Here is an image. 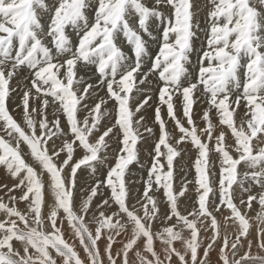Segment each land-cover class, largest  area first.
I'll use <instances>...</instances> for the list:
<instances>
[{"label": "snow or ice", "instance_id": "obj_1", "mask_svg": "<svg viewBox=\"0 0 264 264\" xmlns=\"http://www.w3.org/2000/svg\"><path fill=\"white\" fill-rule=\"evenodd\" d=\"M210 5L206 47L198 54L193 72L191 56L200 30L194 0H97L91 23L92 0H55L51 6L46 0H0V127L10 138L0 135V166L15 181L11 188L3 185L9 201L0 199V212L6 217L0 220V264H132L129 253L133 251L139 264H211L214 247L219 249V264H264V256L252 252V225L243 211L250 210L253 201L259 205L261 227L255 246L264 251V146H260L264 145V0H210ZM41 12L50 14L46 29ZM133 17L135 24L130 23ZM153 20L159 22L157 35L150 30ZM69 27L77 34L75 44L66 31ZM121 35L134 59L119 45ZM149 40L158 45L155 52L150 51ZM90 66L96 69V83L89 82L91 77L78 76ZM24 69L31 81L19 93L22 125L9 104L15 91L11 82ZM151 79L158 89L154 101L146 87H140ZM105 89L106 95L99 96L98 90ZM134 91L137 97L144 96L135 105ZM201 99L208 107L201 116L205 126L198 128L193 108ZM109 101L114 122L104 126L102 121L110 116ZM242 101L244 118L237 124L234 117ZM153 105V125L158 126L159 135L149 153L152 162L136 207L129 203L132 190L125 177L130 165L140 164L138 144L156 136V127L149 126L143 114L145 106ZM50 107L55 117L51 121ZM213 110L220 125L230 130L234 145L227 144L224 131L216 133ZM79 113L86 114L81 118ZM169 121L179 132L175 143ZM113 139L119 142L115 163L99 176L97 170L109 159ZM22 143L39 171L25 159ZM186 143L197 153L196 175L194 181L185 178L177 190L175 161L184 151L179 146ZM77 150L83 152L79 158ZM212 152L219 154L218 203ZM242 163L251 169L242 174L251 184L239 183L248 196L245 200L241 195L237 203L233 185ZM85 167L94 184L77 201L78 173ZM192 183L196 206L185 214L179 198ZM252 184L261 191L253 194ZM46 186L53 195L50 205ZM17 190L19 196L14 194ZM160 191L167 211L161 210L155 195ZM20 202L26 211L16 206ZM224 208L230 212L225 221L238 222V232L231 238L226 232L221 235L216 216ZM65 222L86 259L64 238ZM201 222L207 226L205 231L210 229L209 236L201 234ZM46 223L50 231L44 230ZM154 224L162 227L154 231ZM185 229L188 237L183 235ZM14 241L21 247H15ZM101 241L105 242L103 250ZM177 241L183 251L176 247ZM157 242L162 250H157ZM114 245H120L119 249L114 251ZM242 249L246 251L239 255Z\"/></svg>", "mask_w": 264, "mask_h": 264}, {"label": "rangeland", "instance_id": "obj_2", "mask_svg": "<svg viewBox=\"0 0 264 264\" xmlns=\"http://www.w3.org/2000/svg\"><path fill=\"white\" fill-rule=\"evenodd\" d=\"M151 0H148L149 3ZM46 2L51 6L55 3V0H46ZM92 3H97V0H92ZM196 3V4H195ZM201 3V4H200ZM194 4L196 6V20L200 23V30L199 33L196 34V38H195V41L199 44L200 42V46L194 41V52L191 56V60H192V64L190 66V71H196L197 70V60H198V54L202 52V49L204 47H206V32H205V29L208 27V24H207V12L210 10L211 8V5H210V0H194ZM210 6V8H207V6ZM200 6V7H199ZM206 6V7H205ZM198 7V9H197ZM166 14L169 13V9L167 8H164L162 9ZM90 13V12H89ZM89 15V19H90V23L94 21V13H90ZM199 16V17H198ZM40 19H41V23L45 26V29L47 28V25L50 21V14L49 13H44V12H41L40 13ZM135 17L132 18V20H130V23H133L135 24ZM204 19V20H203ZM203 21V22H202ZM204 24V25H202ZM150 30L153 31V35H157L158 34V30H159V22L156 21V20H153L150 22ZM67 33L70 35V37L72 38L73 40V43L75 44L77 41H78V37H77V34L76 32L71 28L69 27V29L66 30ZM203 35V36H202ZM145 39L147 40L148 37L145 36ZM48 41H50V38H46V43H48ZM118 43L119 45L122 47V49H124L125 53L130 57V58H133L134 59V56H133V53H132V49H131V46L127 44L126 42V39L123 37V35H121L118 39ZM149 44H150V51L151 52H155V50H157L158 48V45L152 41L149 40ZM197 44V45H196ZM204 45V47H203ZM48 46L49 47H52L51 43H48ZM15 55V53H13V56ZM196 57V58H195ZM150 62V61H149ZM194 66V67H193ZM79 67V66H78ZM91 69V70H90ZM94 70V72H93ZM83 71V73H82ZM85 71V72H84ZM88 71V72H87ZM86 70H81L78 72V74L81 72L80 75H83L85 76L86 80L88 77H91V81L89 82H92V83H96L97 82V77L96 75H94L96 69L94 66H90L88 69ZM243 69L241 70V79L243 81L244 77H243ZM93 73V74H92ZM89 74V75H88ZM87 75V76H86ZM92 75V76H91ZM19 76V77H18ZM14 77V79L12 80L13 82H11V85L10 87L12 89H14L15 91L13 92L12 94V100L9 104V109L12 113V115L14 116V118L18 121V122H21V124L23 125V120H24V117H23V113L21 109H19L17 107L18 104H20V96H19V93H21L26 86L30 87V81H31V77L29 75V72L27 69H24L21 71V73ZM21 77V78H20ZM30 78V79H29ZM17 79V80H16ZM22 79V81H21ZM29 79V80H28ZM117 79H119V77H117ZM29 82V83H28ZM22 84V87H21V84ZM25 83V84H24ZM19 84V85H17ZM25 87H24V86ZM145 86V85H144ZM142 85H140V87H144ZM83 87V86H81ZM146 89H148L146 91V94L147 95H152L153 96V101L156 99V95L158 94V89H157V82L155 79H151L148 84L145 86ZM152 89V90H151ZM155 91V92H154ZM104 92V93H103ZM98 94L99 96H102L103 94V97L106 95V89L105 90H98ZM200 94L197 93V96H199ZM15 96V97H13ZM133 97H136L134 99V101H132V103L135 105V103L137 101H140L144 98L143 95L137 97L136 96V93L135 91L133 92ZM17 103H16V101ZM137 100V101H136ZM202 101V102H201ZM15 102V103H14ZM112 101L108 102V104L106 105L107 109L109 110L110 112V116L109 117H105L104 119V122L102 121V124L104 126H110L109 124L111 122H114V108H113V102L111 103ZM201 103H199V101L197 102L198 103V106H197V103L194 105V108H193V112H194V119L196 120L197 122V125H198V128H203L205 125L201 119V116H202V113L204 111V109H206L208 107L207 103L201 99L200 100ZM94 103V102H93ZM111 103V105L109 104ZM150 104H152V101L149 102ZM16 104V106H15ZM201 104V105H200ZM244 102L242 101L241 102V106L237 109L236 111V114H235V121H237L236 123L239 124L240 121H241V118H244V112H245V108H244ZM15 106V107H14ZM207 106V107H206ZM112 107V108H111ZM204 107V108H203ZM12 108V109H11ZM200 108V109H199ZM14 109V110H13ZM17 109V110H16ZM240 109H242L241 111H239ZM244 109V111H243ZM19 110V111H18ZM203 110V111H202ZM17 111V112H16ZM49 120H53L55 117L51 114L52 112V109L51 107L49 108ZM154 105L153 107H148V106H145V110L143 112V114L145 115L146 117V120H147V123L149 124V126H154L155 125H152V122H153V118H154ZM243 112V114L241 113ZM22 114V116L20 117V115ZM86 113H79L78 115L82 118V116H84ZM178 114L182 117V109H179V106H178ZM197 114V115H196ZM18 119H17V117ZM218 118H217V117ZM240 116V117H239ZM34 117L35 118H39V116L37 114H34ZM166 118V117H165ZM237 118V120H236ZM60 119H61V125H64V122H65V117L63 115L60 116ZM152 119V120H151ZM212 119H213V123L217 125L215 131L216 133L218 134L220 131H224L226 133V141H227V144L228 145H234L235 144V141H234V138L232 137L231 135V132L230 130H228V128L226 126H223V125H220L219 123V115L218 113H216L215 110H213V113H212ZM0 125H2V122H0ZM158 126H156V136L151 140L147 139L146 142L145 141H141L139 144H138V148L140 149V154H139V158H140V164H143L144 167L142 168L140 166V164H137V163H133L132 165L129 166V171H128V174L126 175L127 177H125L126 181L129 182V187L131 188V199L129 201L130 204H133V205H136V207H139L138 204H136V201L137 199L142 196V193L144 191V184H143V181L147 178V170L148 168L150 167L151 165V156L149 155V153L152 152L153 150V147H154V143H155V140H156V137H158L159 135V129L157 128ZM168 128L169 130L171 131V133L173 134V143H175V138L179 136V132L178 130L175 128V125L173 122L169 121L168 123ZM53 132H55V128L52 129ZM101 131H103V127L101 128ZM144 131V130H143ZM142 129H141V132H143ZM0 135H5V138L8 139V137L6 136V134L3 133V130H2V127H0ZM145 136H147V133H144ZM10 139V138H9ZM53 139H55V136L53 137ZM15 142H13L14 144ZM51 143V142H49ZM232 143V144H231ZM23 144V143H22ZM21 144V150H22V153L25 155V159L31 163L34 159L30 156V150H28L29 148L27 147V145H22ZM57 144H59V141H57ZM115 144V145H114ZM118 140L117 139H113L111 141V145L108 149V153H109V159L106 161V163L98 168L97 170V175L99 176H103L106 174L108 168L110 166H112L114 163H115V152L118 150ZM153 144V145H152ZM253 145L254 147L256 146V143L255 141H253ZM24 146V147H23ZM260 146H264V145H260ZM180 148L184 149V151L181 153V157H178L175 161V181H174V188H176L177 190H179L180 186H181V182L182 181H185V178L187 179V181H194L195 179V170H194V167H193V162L194 160L196 159V156H197V153L196 151L192 148V145L190 143H186V144H181L179 146ZM26 149V150H25ZM195 151V152H194ZM191 152V153H190ZM192 154V155H191ZM232 154L235 156L237 155V153H235L234 150H232ZM83 155V152L80 151V150H77L76 152V158L78 157H81ZM193 157V158H192ZM32 160V161H31ZM192 162V163H191ZM210 162H214L215 163V169H214V179H215V185L214 187L216 188V196H215V199L217 201V203L219 202V192H218V180H219V175H220V168H219V154L217 153H210ZM31 164H35L36 167H37V170L39 171V166L36 164L35 160H34V163H31ZM34 165V166H35ZM3 166H0V199H2L4 202H8L9 201V196L7 195V189H4L3 188V185H7L8 187H12L15 183V181L13 180V178L10 176V174L5 170V168L3 169L2 168ZM244 168V169H243ZM5 170V171H2ZM2 171V172H1ZM4 172V173H3ZM190 172V173H189ZM244 172H251V169L247 168V165L245 164H241L238 166V177H237V184L233 185V191L235 192V197H236V202L239 203V197L241 195H243L244 199L247 200V196H248V193H242L241 192V189L239 187V183L241 181L244 182V186L245 187H248L250 184H251V181L250 180H244V177H243V173ZM8 174V175H6ZM11 177V178H10ZM12 179V181H11ZM45 180H47V175H45ZM92 184H94V177L92 175V173L90 172V170L88 168H82L80 170V172L78 173V192H77V195H76V200L79 201L83 196H86L88 194L87 190L89 188V186H91ZM252 192L253 194L255 193H259L261 191V189L259 188V186L257 185H254L252 184ZM256 186V187H255ZM188 188H189V191L185 193V196L184 197H180L179 198V206H180V210L181 212H184L185 214L187 212H190L192 211V208H194L196 206V201H197V192H196V185L195 183H192V184H189L188 185ZM192 189V190H191ZM255 189V190H254ZM4 191V193H2ZM46 192L48 194H46L47 196H45L46 201L48 202V204L52 203L53 201V195L52 193L50 192L49 189H47V186H46ZM16 196H19L20 193L19 191L17 190L15 193H14ZM4 195V196H2ZM156 197L158 198V200L161 202L160 206H161V210L162 211H167L168 209V205L167 203L165 202V198L163 196V192L160 191V192H156L155 193ZM2 196V197H1ZM52 196V197H51ZM213 199V197L210 195L209 197V200L211 201ZM51 200V201H50ZM97 203L99 202V200L96 201ZM49 204V205H50ZM254 204V205H253ZM19 209L21 210H24L26 211V205L24 202H20L18 205H16ZM211 207H215V205H211ZM254 207V208H253ZM258 207V208H257ZM243 211L246 212V215L247 217L250 219V223L251 225L254 224L256 225V227L259 228V225H260V221L257 219V213L260 211V207L259 205L257 204L256 201H253L252 202V208L250 210L248 209H243ZM44 212L47 213L48 212V207H45L44 208ZM224 215V216H223ZM230 215V212L229 210H227L226 208H224L221 212H217L216 213V216H217V219L220 221V224H221V235H223L225 232L229 235V237L231 238L233 236L234 233L238 232V222L234 221V220H228L227 222L225 221V218L228 217ZM5 219V218H4ZM197 219H199V217H197ZM253 221V222H252ZM237 225V226H236ZM261 226V225H260ZM158 227H162V225H159V224H154L153 225V230H157ZM182 227V226H181ZM206 224L201 222L200 223V228H201V234L203 236H209L210 235V229L208 231H205L206 229ZM236 227V228H235ZM231 228V229H229ZM257 228V229H258ZM225 229V230H224ZM251 229H255V227H251ZM45 231H49V228L47 226V223L45 224V228H44ZM228 230V231H227ZM63 231H64V238L66 240H68L70 243H73L75 244L76 246V250L79 252L80 250V247L79 246V240L77 237L74 236L72 230L70 229V227L68 226V224L65 222L64 226H63ZM234 231V232H233ZM236 231V232H235ZM186 232V233H185ZM183 235L186 237L189 236V232L188 230H184L183 232ZM255 235H257V232L255 230ZM67 236V237H66ZM74 237V239H73ZM251 238V240H254L253 237H249ZM77 241V242H75ZM102 243L100 244V248L101 250L104 249L105 247V242L104 241H101ZM232 241L230 240V243ZM160 243L157 242V248H158V251L159 250H162L161 249V245H159ZM118 247V248H117ZM120 247V245H114V248L113 250L116 251L118 250ZM176 247L178 249L181 248V250L183 251V246L182 244L177 241L176 243ZM253 247L256 249L257 252H259V254L261 256H264L263 253H261L260 251L261 250H258V248L255 246V244H253ZM218 247H214V249L212 250L211 253H216V256H218ZM246 251V250H244ZM243 251V253H244ZM253 254H256L257 252L253 251ZM135 254V251L133 252H130L129 253V259L132 262V264H139V261L137 260V257ZM81 255V253H79ZM132 254V255H131ZM53 255H55L54 251H53ZM134 257V259L131 258ZM82 258V257H81ZM59 259V258H58ZM218 261H216L215 263L213 261L212 264H216L218 263L219 264V257H217ZM237 259H239V255L237 256ZM136 260V261H135Z\"/></svg>", "mask_w": 264, "mask_h": 264}, {"label": "bare ground", "instance_id": "obj_3", "mask_svg": "<svg viewBox=\"0 0 264 264\" xmlns=\"http://www.w3.org/2000/svg\"><path fill=\"white\" fill-rule=\"evenodd\" d=\"M202 1V0H201ZM151 2V1H150ZM196 4V3H195ZM201 4V3H200ZM206 5V4H205ZM96 6H97V3H92V7L90 8V10H89V12L92 14V13H94L95 12V10H96ZM207 6V5H206ZM205 6V7H206ZM200 7V6H199ZM207 8H210V6L208 5L207 6ZM197 9H198V7H197ZM88 12V13H89ZM89 13V14H90ZM208 13V12H207ZM169 14V13H168ZM199 17V16H198ZM204 20V19H203ZM203 22V21H202ZM200 24V23H199ZM202 25H204V24H202ZM205 26V25H204ZM69 29V28H68ZM197 33H199V31H197ZM198 35V34H197ZM203 36V35H202ZM195 41V40H194ZM196 42V41H195ZM197 43V42H196ZM198 44V43H197ZM196 44V45H197ZM199 44H200V42H199ZM198 44V45H199ZM195 45V44H194ZM201 45V44H200ZM199 45V46H200ZM201 47V46H200ZM203 47H204V45H203ZM124 50V49H123ZM126 51V50H125ZM156 51V50H155ZM196 58V57H195ZM194 67V66H193ZM91 70V69H90ZM87 71V70H86ZM85 72V71H84ZM88 72V71H87ZM93 72H94V70H93ZM82 73H83V71H82ZM79 74H81V72L79 73ZM79 74H78V76H79ZM93 74V73H92ZM89 75V74H88ZM81 76V75H80ZM87 76V75H86ZM92 76V75H91ZM19 77V76H18ZM17 78V77H16ZM21 78V77H20ZM30 79V78H29ZM28 79V80H29ZM189 79H191V76H189ZM17 80V79H16ZM21 81H22V79H21ZM13 82V81H12ZM15 82V81H14ZM13 82V83H14ZM29 83V82H28ZM21 84V83H20ZM25 84V83H24ZM14 85H15V83H14ZM17 85H19V84H17ZM28 85H30V84H28ZM12 86V85H11ZM16 86V85H15ZM24 86V85H23ZM142 86H144V85H142ZM21 87H22V84H21ZM25 87V86H24ZM145 87V86H144ZM148 90V89H147ZM152 90V89H151ZM22 91V90H21ZM155 92V91H154ZM104 93V92H103ZM14 95V94H13ZM13 97H15V96H13ZM101 97H103V94H102V96ZM136 98V97H135ZM16 101V100H15ZM134 101V100H133ZM137 101V100H136ZM110 102V101H109ZM202 102V101H201ZM200 101H199V103H201ZM15 103V102H14ZM16 103H17V101H16ZM112 103V102H111ZM111 103H109L110 105H111ZM134 103V102H133ZM134 105V104H133ZM201 105V104H200ZM15 106H16V104H15ZM14 106V107H15ZM197 106H198V103H197ZM244 106V105H243ZM207 107V106H206ZM112 108V107H111ZM204 108V107H203ZM12 109V108H11ZM109 109V108H108ZM195 109V108H194ZM200 109V108H199ZM14 110V109H13ZM17 110V109H16ZM242 109H240L239 111H241ZM19 111V110H18ZM203 111V110H202ZM237 111V110H236ZM243 111H244V109H243ZM17 112V111H16ZM22 113V112H21ZM154 113V112H153ZM242 114H243V112H241ZM20 115V114H19ZM197 115V114H196ZM22 116V114L20 115V117ZM154 116V115H153ZM17 117V116H16ZM83 117V116H82ZM217 117V116H216ZM240 117V116H239ZM218 118V117H217ZM17 119H18V117H17ZM242 119V118H241ZM152 120V119H151ZM236 120H237V118H236ZM114 121V120H113ZM238 121V120H237ZM236 121V122H237ZM104 122V121H103ZM169 123V122H168ZM204 123V122H203ZM103 125V124H102ZM105 125V124H104ZM110 125V124H109ZM152 125H153V122H152ZM63 126V125H62ZM107 126V125H106ZM154 127V126H153ZM156 127V126H155ZM158 128V127H157ZM104 130V129H103ZM229 130V129H228ZM142 131H143V129H142ZM157 134V133H156ZM173 135V134H172ZM154 137H152V139H153ZM8 139H9V137H8ZM149 140H151V138L149 139ZM14 142V141H13ZM146 142V141H145ZM227 142V141H226ZM119 143V142H118ZM232 144V143H231ZM22 145H24V144H22ZM115 145V144H114ZM119 145V144H118ZM153 145V144H152ZM24 147V146H23ZM22 149V148H21ZM26 150V149H25ZM29 150V149H28ZM195 152V151H194ZM191 153V152H190ZM24 155V154H23ZM115 155V154H114ZM192 155V154H191ZM25 156V155H24ZM78 158V157H77ZM193 158V157H192ZM27 159V158H26ZM32 161V160H31ZM31 163H34V160L31 162ZM192 163V162H191ZM35 165V164H34ZM36 166V165H35ZM3 168V167H2ZM248 168V167H247ZM4 169V168H3ZM2 169V171H5V170H3ZM244 169V168H243ZM1 171V172H2ZM4 173V172H3ZM190 173V172H189ZM6 175H8V174H6ZM127 177V176H126ZM11 178V177H10ZM11 181H12V179H11ZM256 187V186H255ZM10 188V187H9ZM192 190V189H191ZM255 190V189H254ZM51 192V191H50ZM2 193H4V191L2 192ZM49 193V192H48ZM47 192H46V194H48ZM5 194V193H4ZM2 196H4V195H2ZM1 196V197H2ZM47 196V195H46ZM52 197V196H51ZM45 199H47V198H45ZM51 201V200H50ZM50 204V203H49ZM254 205V204H253ZM254 208V207H253ZM258 208V207H257ZM21 209H23V208H21ZM193 209V208H192ZM224 216V215H223ZM4 218H6L5 217V214L4 213H2V212H0V220H3ZM253 222V221H252ZM237 226V225H236ZM252 227H255V229H250V237H253V239L254 240H252L254 243L253 244H255V242L257 241V235H255V230H256V232H257V228L258 227H256V225H254V224H252ZM259 227H261L260 225H259ZM159 228V227H158ZM236 228V227H235ZM229 229H231V228H229ZM225 230V229H224ZM232 230V229H231ZM49 231H50V229H49ZM228 231V230H227ZM234 232V231H233ZM236 232V231H235ZM186 233V232H185ZM67 237V236H66ZM187 237V236H186ZM73 239H74V237H73ZM251 239V238H250ZM75 242H77V241H75ZM14 243V246L15 247H17V248H20L21 247V245L19 244V242H16V241H14L13 242ZM102 242H100V244H101ZM160 245V244H159ZM80 246V245H79ZM118 248V247H117ZM159 248V247H158ZM158 248H157V250H158ZM244 250H246V249H242L241 250V252H240V254L239 255H243V251ZM252 250L253 251H255V252H257L256 251V249L253 247L252 248ZM259 250V249H258ZM261 253H263L264 254V251H260ZM79 253H81V257H82V259H86V254H85V252H84V250H83V248L82 247H80V250H79ZM217 253V252H216ZM216 253H210V260L211 261H213L214 263L216 262V261H218V259H217V257H219V256H216ZM134 254V253H133ZM132 255V254H131ZM135 255V254H134ZM262 255V254H261ZM131 258L132 259H134V257H132L131 256ZM138 260V259H137ZM136 261V260H135ZM133 262V261H132ZM211 264H212V262H211ZM216 264H218V263H216Z\"/></svg>", "mask_w": 264, "mask_h": 264}]
</instances>
